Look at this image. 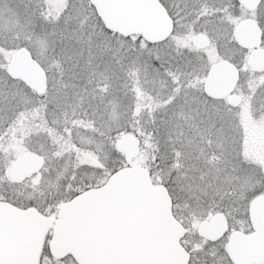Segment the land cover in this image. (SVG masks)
Segmentation results:
<instances>
[{
    "label": "snow or ice",
    "instance_id": "1",
    "mask_svg": "<svg viewBox=\"0 0 264 264\" xmlns=\"http://www.w3.org/2000/svg\"><path fill=\"white\" fill-rule=\"evenodd\" d=\"M0 264H264V0H0Z\"/></svg>",
    "mask_w": 264,
    "mask_h": 264
}]
</instances>
